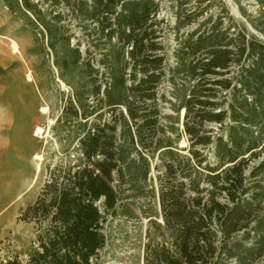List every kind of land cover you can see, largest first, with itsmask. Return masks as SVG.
Returning a JSON list of instances; mask_svg holds the SVG:
<instances>
[{"label":"trees","instance_id":"1","mask_svg":"<svg viewBox=\"0 0 264 264\" xmlns=\"http://www.w3.org/2000/svg\"><path fill=\"white\" fill-rule=\"evenodd\" d=\"M4 1L46 32L45 17L60 20L59 5L69 7L94 25L103 68L96 84L98 70L84 60L95 104L70 106L82 121L80 158L54 166L18 217L47 225L26 264H91L108 220L140 217L165 232L163 242L145 244L142 264L264 258V42L247 30L264 36V0L254 15L238 7L245 25L220 0H166L173 66L160 40V0ZM153 200L158 213L148 210Z\"/></svg>","mask_w":264,"mask_h":264},{"label":"rangeland","instance_id":"2","mask_svg":"<svg viewBox=\"0 0 264 264\" xmlns=\"http://www.w3.org/2000/svg\"><path fill=\"white\" fill-rule=\"evenodd\" d=\"M220 1L244 25L238 7L251 15L257 11L255 0ZM160 6V40L167 64L173 66L174 15L166 0H160ZM57 12L60 20L45 17L49 25L46 32L29 14L12 12L0 0V140L4 146L7 143L0 160V263L16 256L26 264L38 252L35 236L47 229L46 223L37 228L18 217L41 193L54 166H72L80 158L77 139L82 135L78 128L82 121L80 117L73 118L70 106L79 112L78 101L83 107L95 104L91 95L94 75L85 69L84 60H91L94 70H98L96 84L103 80V68L98 62L101 52L89 34L94 25L84 27V22L80 23L63 3ZM247 30L264 42V36L248 26ZM168 89V84L163 83L162 91ZM101 91L102 88L99 97ZM108 116L105 112L104 117ZM37 128L43 130L39 137H35ZM177 145L183 149L184 138ZM35 155L41 157L40 161ZM148 210L159 212L156 200ZM101 233L106 240L91 264H142L145 244L161 243L165 235L144 217L138 221L108 220ZM256 264H264V258Z\"/></svg>","mask_w":264,"mask_h":264},{"label":"bare ground","instance_id":"3","mask_svg":"<svg viewBox=\"0 0 264 264\" xmlns=\"http://www.w3.org/2000/svg\"><path fill=\"white\" fill-rule=\"evenodd\" d=\"M46 110V108H42L41 109V111H45ZM38 133H40V134H43V130L41 129V128H37V134ZM183 144V143H182ZM34 158L36 159V160H39L40 161V159H41V157L39 156V155H35L34 156ZM39 171V167H38V165H36V172H38Z\"/></svg>","mask_w":264,"mask_h":264},{"label":"crops","instance_id":"4","mask_svg":"<svg viewBox=\"0 0 264 264\" xmlns=\"http://www.w3.org/2000/svg\"><path fill=\"white\" fill-rule=\"evenodd\" d=\"M1 139H2V136H1ZM5 147H7V143H5V146H4L2 140H0V160L2 159V152Z\"/></svg>","mask_w":264,"mask_h":264},{"label":"built area","instance_id":"5","mask_svg":"<svg viewBox=\"0 0 264 264\" xmlns=\"http://www.w3.org/2000/svg\"><path fill=\"white\" fill-rule=\"evenodd\" d=\"M35 137H39V134L35 133Z\"/></svg>","mask_w":264,"mask_h":264}]
</instances>
